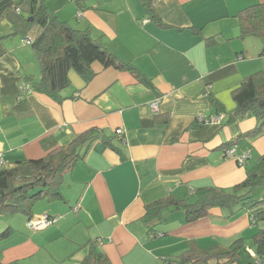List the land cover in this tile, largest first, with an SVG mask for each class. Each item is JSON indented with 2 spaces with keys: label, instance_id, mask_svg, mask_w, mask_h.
Returning <instances> with one entry per match:
<instances>
[{
  "label": "crops",
  "instance_id": "1",
  "mask_svg": "<svg viewBox=\"0 0 264 264\" xmlns=\"http://www.w3.org/2000/svg\"><path fill=\"white\" fill-rule=\"evenodd\" d=\"M43 1L60 20L88 29L116 56L137 66L153 88L127 71L94 63L96 75L88 83L69 71L61 102L25 92L21 86H30L23 78H39L38 62L24 36L9 21H0L4 165L44 156V138L64 146L90 128L102 134L63 176L61 198L34 205L33 215L47 214L52 224L34 230L12 225L0 214V232L12 228L0 240V263H70L77 250L84 257L86 242L99 240L97 247L111 264H162L191 241L208 247L249 232L248 212L237 207L231 219H226L230 210L213 208L210 216L193 222L182 211L165 208L152 230L141 217L147 204L161 198H189L200 186L231 189L264 153V129L235 145L236 154L250 153L241 165L222 147L257 124L252 114L229 120V113L236 106L232 92L246 76L264 71V37H238L236 14L264 0H152L169 28L153 23L140 0H85L83 7L72 0ZM208 39L214 43L207 44ZM210 96L222 105L221 113ZM155 114L167 121H156ZM217 114L223 117L216 124L197 121ZM119 128L124 141L116 133Z\"/></svg>",
  "mask_w": 264,
  "mask_h": 264
},
{
  "label": "trees",
  "instance_id": "2",
  "mask_svg": "<svg viewBox=\"0 0 264 264\" xmlns=\"http://www.w3.org/2000/svg\"><path fill=\"white\" fill-rule=\"evenodd\" d=\"M72 2L77 7L85 5V0ZM140 2L153 23L161 28L170 27L156 13L152 0ZM236 18L238 37H264V2L245 7L236 14ZM2 20L9 21L16 33L32 41L30 45L39 65L40 76L38 79L32 76L23 78L30 86L29 91L61 102L64 99L62 91L70 85L69 71H75L88 83L96 75L92 67L94 63H99L102 68L113 67L127 71L138 81L153 88L150 79L137 66L116 56L99 38H93L88 29H77L67 21L60 20L47 9L43 0H0V21ZM206 42L214 43V40L208 39ZM261 54H264V49ZM232 97L236 106L229 113V120L252 114L257 124L228 140L222 146L225 149L244 145L249 137L264 129V71L246 76L232 92ZM209 99L218 113H221L222 105L211 96ZM155 120L165 123L167 118L155 114ZM101 135L97 129L90 128L74 136L64 146H58L51 138H44L41 141L46 152L44 156L0 166V214L20 213L28 220L34 216L36 202H54L60 199L63 176L78 160L83 159L90 144ZM102 142L121 154L110 138L103 137ZM258 185H264V153L256 158L254 165L246 170L245 177L231 189L214 185L200 186L189 198L168 196L147 204L141 218L148 224L149 230L162 222L165 208L180 210L187 222H193L210 216L213 208L230 210L226 219H231L237 213L234 211L237 207L247 211L250 226L257 227L250 237L249 247H252V251L246 249L243 237H237L226 245L215 242L208 247H200L191 241L181 253L164 257L162 264H264V195L257 199L251 195L253 188ZM11 231L9 226L1 231L0 240ZM97 243V240H89L83 245L88 249L77 264H111L106 254L98 249Z\"/></svg>",
  "mask_w": 264,
  "mask_h": 264
},
{
  "label": "built area",
  "instance_id": "3",
  "mask_svg": "<svg viewBox=\"0 0 264 264\" xmlns=\"http://www.w3.org/2000/svg\"><path fill=\"white\" fill-rule=\"evenodd\" d=\"M18 10V9H17ZM31 39L29 38H24L23 39V43L24 44H31ZM22 90H26L27 92H29L28 90V86L25 85L24 87L21 86ZM158 101L159 99H156L151 105V109L152 110H156L157 109V105H158ZM223 115L222 114H217L216 116H212L209 118H204L203 116H199L197 118V121L199 123H212V124H216L218 123L221 119H222ZM116 133L121 137L122 141H124V131L122 129H116ZM225 154L228 157L233 158L239 165L243 164L245 162V160L247 158L250 157V153L248 151L238 155L235 153V146H232L230 148H227L225 150ZM4 165V161L2 159V156L0 155V166ZM54 222V218L49 217V215L47 214H42L38 217L33 216L32 218H29L27 220V225L34 230H40L43 229L47 226H49L50 224H52Z\"/></svg>",
  "mask_w": 264,
  "mask_h": 264
},
{
  "label": "rangeland",
  "instance_id": "4",
  "mask_svg": "<svg viewBox=\"0 0 264 264\" xmlns=\"http://www.w3.org/2000/svg\"><path fill=\"white\" fill-rule=\"evenodd\" d=\"M252 163L253 162H255V159H253L252 161H251ZM251 195L253 196V198H255V199H257V198H260L261 196H263L264 195V185H258V186H255L254 188H253V190H252V193H251ZM42 202H44V201H42ZM38 204H41L39 201L38 202H36L35 203V206H38ZM34 206V207H35ZM223 209H226V208H223ZM40 214H38V216H39ZM12 216V217H11ZM35 216H37V215H35ZM5 217H8V218H11V223H12V225L14 224V225H17V224H23L26 228H28L29 226L27 225V218H26V216L25 215H23V214H13V215H11V214H5ZM13 221V222H12ZM27 225V226H26ZM262 226L264 227V222L262 223ZM257 229V227L256 226H251L250 228H249V232H244L243 234H242V236H237V237H244V241H245V244H246V249L247 250H249V251H252V247H249V246H251V234L255 231ZM237 237H234L232 240H227V241H224V243L225 244H229L231 241H233L235 238H237ZM97 241H99V240H97ZM201 242V241H200ZM201 245H203V242H201ZM249 248V249H248ZM76 258H75V256H73L72 258H73V261L71 262L70 261V263H69V261H67L66 263H63V264H77V260H79L81 257H82V255H81V252L79 251V250H77L76 251ZM74 259H76L75 261H74ZM82 259V258H81ZM39 261V260H38ZM22 264H33L32 263V261H30V260H25V261H23L22 262Z\"/></svg>",
  "mask_w": 264,
  "mask_h": 264
}]
</instances>
